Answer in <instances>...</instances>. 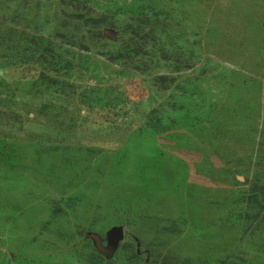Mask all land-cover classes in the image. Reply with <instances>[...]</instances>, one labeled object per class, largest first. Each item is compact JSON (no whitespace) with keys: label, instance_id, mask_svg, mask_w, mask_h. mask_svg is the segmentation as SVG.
Returning <instances> with one entry per match:
<instances>
[{"label":"rangeland","instance_id":"374dc122","mask_svg":"<svg viewBox=\"0 0 264 264\" xmlns=\"http://www.w3.org/2000/svg\"><path fill=\"white\" fill-rule=\"evenodd\" d=\"M0 264H264V0H0Z\"/></svg>","mask_w":264,"mask_h":264},{"label":"water","instance_id":"95a60500","mask_svg":"<svg viewBox=\"0 0 264 264\" xmlns=\"http://www.w3.org/2000/svg\"><path fill=\"white\" fill-rule=\"evenodd\" d=\"M105 33L110 34V30L106 29ZM123 237V229L122 227H113L107 233V246L102 245V240L99 236H95V245L101 253L110 256L114 253L117 248L118 242Z\"/></svg>","mask_w":264,"mask_h":264}]
</instances>
